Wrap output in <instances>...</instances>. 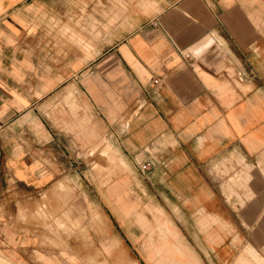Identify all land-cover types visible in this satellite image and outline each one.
Segmentation results:
<instances>
[{"label":"crops","instance_id":"crops-1","mask_svg":"<svg viewBox=\"0 0 264 264\" xmlns=\"http://www.w3.org/2000/svg\"><path fill=\"white\" fill-rule=\"evenodd\" d=\"M95 5L0 0V264H264V0Z\"/></svg>","mask_w":264,"mask_h":264},{"label":"built area","instance_id":"built-area-1","mask_svg":"<svg viewBox=\"0 0 264 264\" xmlns=\"http://www.w3.org/2000/svg\"><path fill=\"white\" fill-rule=\"evenodd\" d=\"M188 54H185V57L188 58ZM155 83H157V80H154ZM153 161L152 160H146L143 163L140 164L139 169L142 173H147L153 168Z\"/></svg>","mask_w":264,"mask_h":264},{"label":"rangeland","instance_id":"rangeland-1","mask_svg":"<svg viewBox=\"0 0 264 264\" xmlns=\"http://www.w3.org/2000/svg\"><path fill=\"white\" fill-rule=\"evenodd\" d=\"M98 6H99V0H96V5H95V7H96V12H98L97 10H98ZM96 24H97V21H96ZM97 30V29H96ZM53 31V28L50 26V25H48V28H47V33H48V35L50 34V32H52ZM65 33H66V30L64 29V31H63V34H64V36H65ZM96 33H97V31H96ZM109 160H110V158H108ZM110 163L111 164H113V162H112V160H110ZM108 175H113V173H111V174H108ZM21 207V206H20Z\"/></svg>","mask_w":264,"mask_h":264}]
</instances>
